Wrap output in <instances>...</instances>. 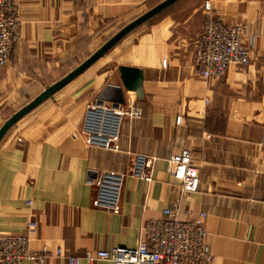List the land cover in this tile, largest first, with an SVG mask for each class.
I'll use <instances>...</instances> for the list:
<instances>
[{
	"label": "crops",
	"instance_id": "obj_1",
	"mask_svg": "<svg viewBox=\"0 0 264 264\" xmlns=\"http://www.w3.org/2000/svg\"><path fill=\"white\" fill-rule=\"evenodd\" d=\"M12 1L21 41L0 71V129L76 69L73 60L92 48L95 33L121 31L153 0ZM206 1L214 18L242 27L252 58L216 80L195 69ZM175 11L114 47L113 68L108 61L91 67L4 135L0 236L22 234L34 221L30 250L45 249L46 264H69L87 253L136 247L165 210L178 206L182 219L207 215L211 264H264V0H201L191 12ZM119 66L143 71L142 99L124 90ZM98 100L141 113L123 119L117 151L86 143L87 107ZM183 149L199 167L200 187L191 195L168 173L169 159ZM139 158L156 160L150 185L129 176ZM104 172L126 176L118 215L94 206L91 181Z\"/></svg>",
	"mask_w": 264,
	"mask_h": 264
},
{
	"label": "built area",
	"instance_id": "obj_2",
	"mask_svg": "<svg viewBox=\"0 0 264 264\" xmlns=\"http://www.w3.org/2000/svg\"><path fill=\"white\" fill-rule=\"evenodd\" d=\"M205 9L210 13V2H206ZM21 29L22 22L13 1L0 0V70L7 67L14 48L20 43ZM243 38L242 27L226 25L210 14L196 41L198 74L206 79H220L230 66H249L251 52L244 46ZM129 105L127 108L126 103L106 105L101 100L90 104L82 126L87 136V145L117 151L123 119L141 116L138 109H132ZM178 123H181V119H178ZM155 163V159L139 158L129 176L150 185ZM168 173L180 183L183 195L198 192L201 181L190 150L184 149L169 159ZM125 177L104 172L91 181L97 188L94 206L118 215ZM206 217L202 213L198 218L182 219L178 206L169 208L165 210L164 219L150 225L146 238L136 247L87 253L83 259L71 258L68 262L81 264L85 260L112 264H211ZM36 229L37 224L33 221L22 234L0 236V264H46L45 249L37 253L30 250V241Z\"/></svg>",
	"mask_w": 264,
	"mask_h": 264
},
{
	"label": "water",
	"instance_id": "obj_3",
	"mask_svg": "<svg viewBox=\"0 0 264 264\" xmlns=\"http://www.w3.org/2000/svg\"><path fill=\"white\" fill-rule=\"evenodd\" d=\"M180 0H166L163 3L157 5L141 17L137 18L132 23L128 24L121 31H119L114 37H112L107 43H105L94 55H92L87 61H85L81 66L72 71L68 76L49 87L45 92L39 95L35 100H33L29 105L24 107L18 113H16L10 120H8L4 126L0 129V142L4 135L14 126L21 118L26 114L34 110L40 104L51 98L54 94L62 90L73 80L78 78L81 74L86 72L95 63L102 59L109 51H111L120 41H122L126 36L133 32L138 27L144 25L157 15L161 14L163 11L167 10L175 3ZM118 72L120 74V79L122 86L126 92L134 94L137 99H142L144 95V74L141 69L129 67V66H119ZM105 98L104 96L101 97Z\"/></svg>",
	"mask_w": 264,
	"mask_h": 264
},
{
	"label": "rangeland",
	"instance_id": "obj_4",
	"mask_svg": "<svg viewBox=\"0 0 264 264\" xmlns=\"http://www.w3.org/2000/svg\"><path fill=\"white\" fill-rule=\"evenodd\" d=\"M164 1L166 0H153L150 2L149 4V7L150 8L148 11H150L151 9H153L154 7H156V5H159L161 3H163ZM201 0H180L179 2L175 3L173 6H171L170 8H168L167 10L163 11L161 14L157 15L156 17H154L153 19H151L150 21H148L147 23H145L144 25L138 27L137 29H135L133 32H131L129 35H132L134 33H142V32H145L147 29L150 28L151 25H153L155 22H157L159 19H162L163 17H166L167 15H170L172 14L175 10V16L177 15H182L183 13V10L184 11H192L195 7L198 6V4L200 3ZM206 2H210V1H206ZM205 2V4H206ZM205 4H204V11L207 13L206 14V20L205 22L207 21L208 19V16L210 14H212V7H211V11L210 13H208L205 9ZM211 4V3H210ZM147 11V12H148ZM204 22V24H205ZM203 30V29H202ZM118 32L117 31H112V32H100V33H95V35L93 36V40H94V45L92 46L91 49H89V51H87L86 53H82L83 55L81 57H77L75 58V60H73V64H75L74 66H77L76 68H78L79 66H81L85 61H87L92 55H94L105 43H107L112 37H114ZM202 33V32H201ZM201 35V34H200ZM127 37V36H126ZM125 37V38H126ZM124 38V39H125ZM121 42V41H120ZM119 42V43H120ZM118 43V44H119ZM117 46V45H116ZM115 46V47H116ZM13 54V52H12ZM11 54V56H12ZM117 50H111L109 51L102 59H100L97 63H95L92 68L96 65H98L100 63V65H102L104 63V61H108V64H107V67L109 68H113L114 66V63L113 62H109L110 59L112 57H117ZM11 56H10V59H11ZM10 59H9V62H10ZM251 64V63H250ZM9 65V63H8ZM7 65V67H8ZM6 67V68H7ZM237 67V66H236ZM248 67V66H247ZM5 68V69H6ZM229 68V67H228ZM227 68V69H228ZM240 68V67H239ZM90 69V68H89ZM195 69H196V72H197V65L195 63ZM4 70V69H3ZM1 71V70H0ZM226 72V71H225ZM198 74V72H197ZM225 74V73H224ZM199 75V74H198ZM200 76V75H199ZM202 77V76H200ZM203 78V77H202ZM222 78V77H221ZM203 79H206V78H203ZM206 80H216V79H206ZM54 82V80H51L49 82H47V85H50ZM45 88V86H44ZM47 90V89H46ZM99 101V100H98ZM95 103V102H94ZM125 103V102H124ZM93 104V103H92ZM178 119H181V117H179ZM182 120V119H181ZM178 121V120H177ZM87 138V136H86ZM184 150V149H183ZM190 150V149H188ZM191 152V150H190ZM192 154V152H191ZM192 159H193V155H192ZM194 162V161H193ZM194 165L197 167L198 171H199V167L198 165H196L194 163ZM200 176V175H199Z\"/></svg>",
	"mask_w": 264,
	"mask_h": 264
}]
</instances>
